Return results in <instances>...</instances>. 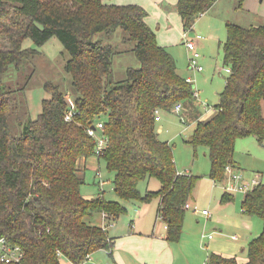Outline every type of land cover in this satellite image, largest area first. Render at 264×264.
I'll use <instances>...</instances> for the list:
<instances>
[{"label":"trees","instance_id":"1","mask_svg":"<svg viewBox=\"0 0 264 264\" xmlns=\"http://www.w3.org/2000/svg\"><path fill=\"white\" fill-rule=\"evenodd\" d=\"M216 1L178 0L183 30L191 31ZM147 15L140 5L107 0H0V237L22 249L18 264H61L62 258L82 264L97 250L111 254L112 240L93 216L115 220L126 208L103 193L85 198L80 192L85 171L78 161L95 156L96 141L87 129L98 122L107 142L95 157L114 172V193L132 203L159 198L157 218L166 226L167 240L180 238L185 204L198 178L177 172L172 147L159 138L154 117L155 110L172 112L177 104L193 114L195 92L178 73L173 55L157 43ZM225 26L222 63L230 73L216 114L196 121L187 139L193 148L205 147L209 177L216 182L224 179L225 166L235 163L237 138L264 139V22L243 27L226 21ZM118 28L123 41L135 43L139 63L119 80L113 60L120 51L104 40ZM50 37L69 54L64 70L74 101L69 105L59 86L46 82L49 97L32 118L26 88L37 51L23 42L29 38L40 46ZM68 112L72 115L65 120ZM152 178L160 188L142 195L139 182ZM231 199L223 193L222 201ZM241 208L262 221L260 234L248 242L246 262L211 252L208 264H264V182L243 195Z\"/></svg>","mask_w":264,"mask_h":264},{"label":"rangeland","instance_id":"2","mask_svg":"<svg viewBox=\"0 0 264 264\" xmlns=\"http://www.w3.org/2000/svg\"><path fill=\"white\" fill-rule=\"evenodd\" d=\"M212 16L213 20V32L211 33L214 38L210 39L207 44H196V50L199 53L198 64L202 66L201 71L191 69L189 67L190 52L185 46L187 32H177V40L172 45H169V51L177 62L179 74L187 78H192L198 101L201 103L199 111L203 112L207 109L215 106L218 103V95L224 88V81L228 75V71L222 67L223 53L221 43L225 40L227 31L225 23L226 21L233 22L243 27L249 25L260 24L264 22V0H243L241 8L239 7L238 0H220L216 4L215 8L206 15L199 17L195 21V28L203 32L208 30V20ZM156 22H154V25ZM211 25V26H212ZM171 26L174 25L171 22ZM125 33L122 29L118 28L109 36H105V41L110 43L115 49L120 51L114 56L113 60V72L115 79H123L125 77V70L127 67H138L139 63L133 53V47L135 45L132 41H123ZM221 42V43H220ZM219 43V45H218ZM24 47H32L37 52L32 56L29 63V71H33L26 88L28 97V106L31 113V117L35 118L40 111L41 100L49 97L48 93L44 90V84L51 82L59 86L60 90L65 94V97L72 105L74 101L75 92L71 86V77L64 70V65L69 58V54L66 52L60 41L56 37H50L40 46L33 45L31 39L27 38L23 42ZM204 103L205 105H202ZM262 110L264 114V101L262 103ZM180 113L177 111L163 112L159 111L160 121L157 122V127H162L159 133L161 140L167 141L173 151V157L175 166L178 172L182 174H189L197 176V183L193 190L194 198L196 202L191 201V207L186 209L184 218V229L192 231L196 229L199 234H212L213 237L220 240L223 246L227 244L233 245V251L231 254L239 260L247 255L248 240H240L239 242L232 241L229 235L233 233H240L243 238L249 239V241L262 230V221L256 216H247V224L242 222H232L228 220L222 224H217L215 220L208 221L201 210L204 208L208 211L210 209V201L214 197L220 198L223 190V181L218 182L214 186L209 177L210 173V161L206 154L204 146H198L193 148L187 142L189 135L194 127V121H184L183 123L179 118ZM192 118V117H191ZM188 121V120H187ZM233 160L236 165L241 169L237 170L244 179L251 178L255 173L261 175V180L264 182V139L259 141L253 135H247L239 137L235 140ZM97 171V173H96ZM113 178L114 172L108 170L106 163L103 159L97 160L95 156H91L87 159V170L85 171V182L80 188V192L84 197H94L100 193H103L106 199H117V195L113 190ZM102 182V183H101ZM104 183V184H103ZM160 188V182L158 179L152 178L149 181H140L138 189L142 195L147 191H157ZM103 190V191H101ZM234 202L230 203L231 212L237 213L236 216L242 214L241 210V198L243 193L235 191ZM156 199L153 198L149 202L141 204L142 208L150 211V215H153ZM139 207L134 208L135 212H139ZM193 207H196L194 210ZM100 221V224L110 228L112 225L118 224L117 220H105L103 221L101 215L96 213L94 215ZM126 215L120 216L119 220H123ZM127 218H131L128 214ZM211 219V218H210ZM209 219V220H210ZM134 226V225H133ZM201 236V235H200ZM179 242V241H177ZM182 248L186 247V243H193L189 233H184L182 240ZM178 244V243H174ZM195 244H200L199 242ZM178 246V245H177ZM243 248V250H241ZM178 251V249H177ZM103 253L102 251H100ZM222 254L221 252H217ZM107 255H104L106 257ZM178 261L182 263V256L184 254L179 253ZM227 256V255H225ZM204 256V261L207 258ZM90 258L84 261V264H91ZM184 262V259H183ZM202 262V263H203ZM61 264H69L67 260L61 259Z\"/></svg>","mask_w":264,"mask_h":264},{"label":"crops","instance_id":"3","mask_svg":"<svg viewBox=\"0 0 264 264\" xmlns=\"http://www.w3.org/2000/svg\"><path fill=\"white\" fill-rule=\"evenodd\" d=\"M107 1L109 3H114L119 5L137 4L142 6L148 13V15L145 18V22L147 23V25H149V27H151L155 31L157 43L160 46L166 47L168 51H169V45H172L177 40L176 33L179 31H181L182 34L187 32L183 30L181 19L175 10V4L178 0H107ZM218 1L220 0H217L209 10H207L204 13H201L197 17V19L203 15H206L207 13H209V11L213 10L216 4L218 3ZM209 17L210 20H208V24H207L208 30L203 32L204 34L201 33L202 29L198 30L197 28H195L194 26L195 22L192 26V30L187 32V37L193 39L195 45L197 43H199V45L207 44V42L210 39L214 38L213 35L211 34L213 32L212 21L214 20L212 16ZM154 22H156L155 25ZM171 22L174 25V28L171 26ZM183 43L185 42L183 41ZM222 67L228 71V75H229L230 68L228 66H225L223 63H222ZM177 71H178V67H177ZM185 79L186 80L190 79V82L192 83L191 77L188 76ZM224 85H225V81H224ZM193 90L195 92L196 100L194 101V104L196 107V111L192 114L191 110L181 105V108L177 112L180 113L179 118L182 123L184 121L189 122L193 120L195 126L196 121L198 120L206 121L211 117H213L216 114V109L215 106H212L209 109H207L208 106H206L203 112L199 111L198 108L201 103L198 101V96L196 95V90L194 89V85H193ZM202 105L205 104L202 103ZM161 129L162 127L159 126L158 132H160ZM78 166H80L82 170L84 168V171H86L87 159L86 160L83 158L80 159L78 161ZM232 166L236 170H241L236 165V163H234V165ZM211 181L213 182L214 186H216L218 183L213 179H211ZM223 190L224 192H227L224 188ZM224 192H221L219 199L217 197H214V199L210 201L211 211H209L208 215H204V217H206V219H208V221L210 222L215 220L217 224H222L224 222H227L228 220H231L232 222H238V223L242 222L244 224H247L248 221L246 217L250 215H247L243 211L242 214H240L241 217L240 216L237 217L236 216L237 213L233 214L231 212L230 203L234 202L235 199L234 195L232 194L233 199L222 201V195ZM85 198H92V197H85ZM155 199L156 201H155L153 215H150L149 213L150 211H147L145 208L141 207V204L143 203H132L119 199L118 201L126 208V213L122 214V215H126V217L123 220L118 221V218L122 216L120 215L118 218L114 220V221L117 220L118 224H116L115 226L112 225L110 228H106V226L100 224V221L93 216V220H92L93 223L101 226L102 228L104 227L106 229L108 237L112 240L113 249L110 255L106 250L103 249L95 251L90 255V260H89L90 263L91 264H203L204 256L207 258L208 254L211 252L213 253L221 252L222 254L227 255V257H233L231 255L233 254L231 253L233 251V245L227 244L226 246H223L222 242L217 238L213 237L212 234H210L211 237H208L209 234L208 235L199 234V231H197L196 229H193L192 231L191 230L187 231L186 229H184L185 227L184 219L182 224L181 235L180 238L178 239L179 242L167 240L166 226L164 225L162 219L157 218V211L160 200L159 198H155ZM109 200H117V199L111 198ZM191 201L196 202V198H194L193 193L191 198L187 202L190 204V206L192 204ZM241 202H242V198H241ZM138 206L140 207H139V212L137 213L134 210L138 208ZM202 210H204V208ZM99 214L101 215L103 221L105 222V220L107 219L103 217L102 213ZM128 214L131 215L130 219L127 218ZM184 233H189L190 238L194 242L193 243L188 242L186 243V247L183 246L184 248H182V245L184 244H181L182 242L180 241L182 240ZM258 235L256 234L253 238H255ZM232 236H235L236 238H233ZM199 238H200V244L197 245L195 243L199 242ZM228 238H230L232 241L235 242H239L242 239L248 240L249 242V239H246V237L244 239L243 235L240 233H233L229 235ZM174 243H178V244H174ZM241 250H243V248H241ZM100 251H102L103 253H101ZM179 253L184 254V256H182V263L178 261V257H180ZM104 255L107 256L104 257ZM246 260H247V255L246 257H243L242 260L237 259L239 263H244L246 262ZM82 264H84V262Z\"/></svg>","mask_w":264,"mask_h":264},{"label":"built area","instance_id":"4","mask_svg":"<svg viewBox=\"0 0 264 264\" xmlns=\"http://www.w3.org/2000/svg\"><path fill=\"white\" fill-rule=\"evenodd\" d=\"M185 46L190 52V57H189V67L191 69L201 71L202 66L198 64V57L199 53L196 50V45L194 43V40L191 38H187L185 40ZM188 82H190V79H187ZM181 108V104H177L174 107L175 111H178ZM71 112H68L65 115V120H70L71 117ZM155 120L159 121V111L155 110ZM103 127L102 122L96 123L95 127H89L87 129L88 134H90L96 141V146H95V156H99L102 152V149L106 145L107 142V137L101 132ZM226 178V181L224 182V189L232 194L235 191L242 192L243 195L253 189L255 186H257L261 180V175L258 173H255L251 178L249 179H244L242 178V175L234 169L232 165H226L224 169V179ZM102 183V182H101ZM186 208H190V204L186 203L185 204ZM195 210L196 207H193ZM201 213L204 215H208L209 211L204 209L201 210ZM105 217V214H103ZM161 219V217H159ZM204 236V235H203ZM208 237H211L209 234ZM233 238H236L235 236H232ZM23 256V251L19 246H12L8 244L5 240V238L0 237V263H20L21 258ZM89 258V257H88ZM87 258V259H88ZM203 264H208L207 261H205Z\"/></svg>","mask_w":264,"mask_h":264},{"label":"bare ground","instance_id":"5","mask_svg":"<svg viewBox=\"0 0 264 264\" xmlns=\"http://www.w3.org/2000/svg\"><path fill=\"white\" fill-rule=\"evenodd\" d=\"M186 208V207H185ZM187 209V208H186ZM104 217V216H103ZM105 218V217H104ZM90 258V257H89ZM87 260V259H86Z\"/></svg>","mask_w":264,"mask_h":264}]
</instances>
